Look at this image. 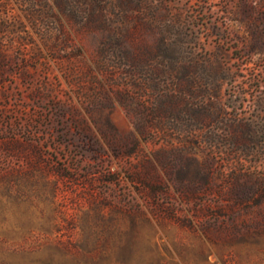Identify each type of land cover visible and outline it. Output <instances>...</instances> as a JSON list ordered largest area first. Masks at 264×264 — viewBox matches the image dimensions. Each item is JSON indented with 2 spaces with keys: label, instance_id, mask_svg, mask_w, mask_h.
<instances>
[{
  "label": "rangeland",
  "instance_id": "rangeland-1",
  "mask_svg": "<svg viewBox=\"0 0 264 264\" xmlns=\"http://www.w3.org/2000/svg\"><path fill=\"white\" fill-rule=\"evenodd\" d=\"M0 264H264V0H0Z\"/></svg>",
  "mask_w": 264,
  "mask_h": 264
}]
</instances>
